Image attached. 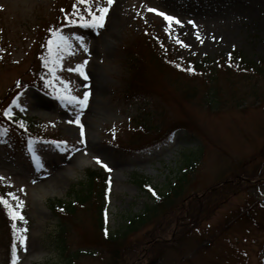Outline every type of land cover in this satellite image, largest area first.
<instances>
[{
	"label": "rangeland",
	"instance_id": "1",
	"mask_svg": "<svg viewBox=\"0 0 264 264\" xmlns=\"http://www.w3.org/2000/svg\"><path fill=\"white\" fill-rule=\"evenodd\" d=\"M62 1L0 0V110L20 83L30 84L8 110L12 117L25 116L33 134L58 140L34 136L27 152L22 133L0 123V185L23 201L26 217L20 229H27L17 232L26 236L24 244L17 237L8 250L0 241V264H13L14 256L19 257L17 264L68 263L58 250L61 221L50 204L70 200L72 187H79L87 171L103 168L110 173L107 227L116 232L126 216L152 204L141 182L167 191L188 159L196 166L188 172L186 195L201 194L230 179L232 187L209 194L215 206L204 212L207 217L192 218L193 204L184 200L186 213L169 209L161 221L146 226L134 238L142 248L128 264H264V230L239 217L253 196L263 204L259 213L264 214V181L260 172L252 180L254 186L238 181L244 171L254 172L253 160L264 164V0H113L101 28L83 27L81 17L91 16L85 5L73 0L71 20L77 23L60 31L71 48L59 50L52 78L49 75L47 85L40 83L58 93L51 96L33 85L41 77L45 55L39 43ZM97 5L106 6V0H91L93 11ZM159 12L180 23L173 21L169 27ZM145 34L164 40L179 58L206 60L217 69L214 80H185L198 89L193 98L179 96L169 78L158 82L151 95L129 97L126 47L140 45ZM226 61L232 65L229 69L222 66ZM79 66L87 79L76 70ZM86 92L84 108L59 98H83ZM77 115L83 137L79 126L69 123ZM140 118L156 127L150 135H156L157 128L164 133L181 127L157 145L145 146L150 135L133 133L130 127ZM61 141L66 145L53 143ZM33 152L42 169L32 159ZM152 233L163 241L159 254L149 247L147 235ZM89 234L94 233L86 223L75 229L68 237L71 250L96 245L86 238ZM75 264H102V259L81 254Z\"/></svg>",
	"mask_w": 264,
	"mask_h": 264
},
{
	"label": "trees",
	"instance_id": "2",
	"mask_svg": "<svg viewBox=\"0 0 264 264\" xmlns=\"http://www.w3.org/2000/svg\"><path fill=\"white\" fill-rule=\"evenodd\" d=\"M68 11L67 5L62 3L61 9H59V12L56 14L57 18L48 22L45 34L46 37L39 43L41 49L44 51L49 47L48 42L50 40L53 41L52 45H54V32H56L58 28H62L66 25L67 21H65L63 13ZM141 42L140 45H129V47H126V50L130 54V59L127 63L130 70V78L126 88L129 97L138 99L145 95H151L156 91L155 87L158 86V82L169 78L179 96L186 99L193 98L196 96L198 89L196 85L185 82V80L197 79V81H199L200 79L204 80V82H212L214 80V75L217 74L216 70L208 68L203 63L201 64L194 59L188 61L175 56L170 46L163 40L145 34ZM0 45L4 44L0 43ZM51 57V54H42L43 59L39 68V76H41V74L43 75L42 70L46 68ZM45 61H47V64ZM153 77H155V79ZM6 121L11 122L17 127L26 129L25 126L21 127V123L23 124L22 120L16 122L11 120ZM130 126L133 133L141 130L147 135H150L151 132L156 129V127L152 126L150 121L142 118L135 120ZM177 127L179 128L181 125L167 128L164 133L157 128L159 132H157L156 135H150L149 139L145 140V143L142 145L150 146L160 142L167 137L168 134L177 130ZM144 137L146 136L144 135ZM255 161L256 160H253L252 163V165L256 167L254 172L248 174L244 171L242 175H240L241 179L242 177L250 179L256 176H260L261 178L264 177V164L260 163V166V164H257ZM195 166L196 162L189 161L188 159L186 168L175 181L170 182L167 191L156 192L152 186L147 187L153 197L152 204L146 205L143 210L130 213L126 216L122 227L116 232L109 231L106 224L108 213L106 198L110 189L108 176L96 169L87 171L85 180L79 184V187L76 185L72 187L73 196L70 200H60L58 202H51L50 204L53 213L61 221V229L59 230L57 244H59L58 250L60 253L62 255H67V264H75L81 254H89L90 257L99 256V259H102V264H128L129 260L135 258L142 248L141 241L137 243L134 242L135 236L149 224L159 222L161 218H165L164 216L168 214L169 209L181 211L183 215L188 208L187 205L182 203L185 200L186 203L190 201V203L193 204V206L189 207V211L192 212V218L194 216H199V214L203 215L205 211L206 213L211 211L215 205L208 200L209 194L215 190L218 192L223 189H229L232 187V183H217L213 185L209 193L203 196H197L196 194L190 195L189 193L186 195L190 182L188 172L193 170ZM242 166L244 167L243 164ZM258 172H260L259 176ZM239 182L246 185L253 184L247 179H243ZM0 196L7 199L14 209L16 208L1 189ZM16 210L19 211V209ZM19 213L24 214L25 211H19ZM247 214V217L253 219L250 213ZM207 216V214H204V217ZM255 222L256 224L258 223V221ZM85 223L89 225L94 233L86 235V238L88 241L93 240L96 245H92V247H87L85 249L77 248L71 250V246L68 244V237L75 229ZM21 225V219L17 217L14 220L9 214V210L0 203V241L1 243H5L8 250H10L15 243V238L18 236L17 232L19 233ZM153 237L155 239H153ZM157 237L159 238L155 233L147 235L148 241L150 242L149 247L155 249L157 254H159L161 248L157 247L163 245V241L158 240ZM162 248L163 251L166 247Z\"/></svg>",
	"mask_w": 264,
	"mask_h": 264
},
{
	"label": "snow or ice",
	"instance_id": "3",
	"mask_svg": "<svg viewBox=\"0 0 264 264\" xmlns=\"http://www.w3.org/2000/svg\"><path fill=\"white\" fill-rule=\"evenodd\" d=\"M78 2L80 4H83L86 6L87 11L89 13V15L91 16V20H87L84 17H81V21H83L82 26L83 27H93V28H101L104 25V20H105V16L109 10V7L112 5L113 0H106V6L105 5H97L96 6V10L93 11L92 7H91V0H78ZM75 7V6H74ZM149 11H157L155 9H149ZM159 15H161L166 21H168L169 23V27H171L172 22L174 21L175 23L179 24L180 21L178 19H176L175 17L169 16L163 12H159ZM70 23H77V21L75 20H71ZM54 35L57 37L56 40V44H57V49H63V50H68L71 48V43L69 41L68 37H65L63 35H61L58 30L56 32H54ZM76 39L78 40H83L82 37H76ZM181 44L183 43L182 41H178ZM49 52H52V44L53 41H49ZM85 50H87V48H85ZM58 62V59H57ZM45 63L47 64V61H45ZM77 71L80 72L81 75H83L85 77V79H87L86 74L83 72V68L82 66H79L77 69ZM191 70V69H189ZM67 91V89H66ZM88 96L89 94L86 92L83 96V98H79V97H75V96H60L59 98L62 101H67V103L71 104V103H76L79 105L80 108H84L87 106V101H88ZM13 103H16V101L14 100ZM5 115L7 116H11V111L10 110H6L5 111ZM69 123H75L79 126V130H80V136L83 137L84 136V126L83 124L80 123V119H79V115L76 116L75 120L69 121ZM24 125L21 123V127H23ZM56 143L58 146L60 145H66V141H61V142H53ZM80 143H84L83 140L80 141ZM64 150V149H62ZM73 151H77V149H73ZM32 159L36 162V166L38 169H42L43 168V164L40 163V158L35 154V152H33L32 155ZM97 163H101V161H99V159L97 158ZM105 168H107V165H103ZM3 179V178H0ZM35 182V181H33ZM9 197H12V199L17 201V205L16 208L14 209L13 206L11 204H9L8 200L5 199L3 196H0V203H2L8 210H9V214L12 216V218L15 220L17 217H19L21 220H24V217L22 215H20L19 211H17L16 209L22 208L23 207V201H20L18 197H16L13 193H8L7 194ZM26 222V221H25ZM27 229H20L19 232L24 233L26 232ZM18 240L20 241L21 244H24L26 241V236L24 235H20L18 236ZM19 257L18 256H14L13 259V264H17Z\"/></svg>",
	"mask_w": 264,
	"mask_h": 264
},
{
	"label": "bare ground",
	"instance_id": "4",
	"mask_svg": "<svg viewBox=\"0 0 264 264\" xmlns=\"http://www.w3.org/2000/svg\"><path fill=\"white\" fill-rule=\"evenodd\" d=\"M95 91L97 92L98 90H97V89H95Z\"/></svg>",
	"mask_w": 264,
	"mask_h": 264
}]
</instances>
